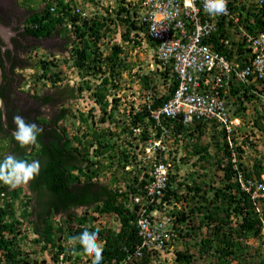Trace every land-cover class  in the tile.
<instances>
[{
	"label": "trees",
	"instance_id": "16d2710c",
	"mask_svg": "<svg viewBox=\"0 0 264 264\" xmlns=\"http://www.w3.org/2000/svg\"><path fill=\"white\" fill-rule=\"evenodd\" d=\"M17 1L33 10L25 23V33L36 37L58 33L69 46V57L63 56L62 62H71L68 65L75 66L79 76L76 87L66 82L59 88L65 76L52 68L53 61L39 59L33 65L37 73L31 88L35 89L39 82L42 86L49 84L53 89L59 88L60 99L65 100L74 98L76 89L81 92L87 88L91 91L88 96L91 103L88 112L80 110L77 116L69 107L62 106L56 120H65L69 115L77 119L76 134L68 136L64 124L59 131L55 129L59 132L56 139L43 130L38 136L40 150L34 153L18 144L10 149L5 141L13 137L3 130L0 121V159L12 153L29 161L40 159L41 165L39 176L28 183L31 191L23 186L10 190L0 184V264H41L29 256L38 251L37 247L31 251L22 248L21 244L27 242L26 224L35 235L30 241L40 245V252L48 254L43 264H91L79 244L74 247L69 244L70 238L85 229L99 230L103 244L101 264H151L157 257L168 254L172 246L177 264H191L197 256L207 254L215 264H228L232 259L245 264L248 256L254 258L245 242L262 237L264 199L252 198L242 188L240 179L260 181L264 164L256 160L247 167L242 161L241 142L245 141L243 136L242 141L237 138V131H243L242 123L227 133L213 120L183 123L179 117L162 115L157 121L151 116V109L173 96L177 79L169 62L164 68L159 67L161 61L154 51L159 40L152 37L149 23L142 21L137 12L143 8L142 0ZM76 3L80 10L76 9ZM40 4L44 8L37 11ZM232 12L248 32H254L255 28V22L252 24L249 19L253 18L257 26L260 24V12L253 0H240L232 6ZM228 24L232 26V20ZM227 34L231 38V32L222 23L212 34L214 49L229 57L244 52L245 48L241 44L236 47L233 40L229 49L218 42L220 35ZM139 51L145 58L137 61L133 57ZM141 66L147 72L134 71ZM133 76L139 77L144 93L150 91V108L144 98L136 109L119 107L127 89L126 77ZM160 84L164 91H159ZM250 86L255 88L254 84ZM240 89L245 91L240 93ZM34 94V98L46 104L56 99L47 93ZM230 94L236 105L234 113L242 119L246 105L241 102L244 98L256 100L257 96L241 81L230 88ZM94 107L97 108L93 112ZM256 114L254 124L264 135V114L260 110ZM8 115L12 117L11 108ZM208 125L212 128L211 142L203 144L201 136ZM64 135L68 140L60 145ZM155 140H161L165 150L157 148L152 154L145 153L147 142ZM211 145L215 148L213 155L209 151ZM141 155L147 160H142ZM190 160L193 166L200 165L204 170L201 176L208 175V166L221 170L219 184L197 179V171L191 168L186 176L180 172L184 161ZM159 162L169 163L173 170L160 190L162 195L155 193L152 202H147L150 198L145 187L154 179V163ZM127 165H133L134 172L126 170ZM107 169L113 173L109 176L111 184L120 181L123 186L112 188L101 182ZM118 172L123 176L119 178ZM34 196L36 200L31 201ZM135 196L141 202L132 201V204L131 198ZM142 205L147 207L145 214L157 209L168 218L164 227L168 238L163 251L142 245L144 238L138 224L143 215L138 212ZM79 207L83 209L81 213L76 211ZM94 212L111 216L117 228L109 224L96 226ZM58 214L60 219L56 218ZM178 243L185 249L176 247ZM137 249L140 254H135Z\"/></svg>",
	"mask_w": 264,
	"mask_h": 264
},
{
	"label": "built area",
	"instance_id": "2783aa9c",
	"mask_svg": "<svg viewBox=\"0 0 264 264\" xmlns=\"http://www.w3.org/2000/svg\"><path fill=\"white\" fill-rule=\"evenodd\" d=\"M239 1L227 0L226 13L212 15L205 11L204 0H142L143 8H138L137 12L142 21L149 23L152 37L159 40L154 49L161 61L159 67L164 68L169 62L177 79L173 96L150 110L157 121L162 115L172 119L182 118L183 123L195 119L209 123L213 120L229 133L241 123L240 117L234 113V98L230 94V88L238 81L245 83L248 91L256 94V100L260 101L264 111V0H253L260 12L258 26L253 18L249 19L250 23L255 22L254 32H248L232 12V6ZM229 20H232V26L228 24ZM222 23L231 32V38H227L228 34L220 35L218 42L229 49L233 40L236 47L241 44L245 48L244 52L239 55L235 52L229 57L214 49L212 34ZM252 84L255 88L250 86ZM244 91L240 89V93ZM150 99V91H146L148 108ZM146 146L148 151L153 152L157 148H166L161 140L147 142ZM169 169V163H154V179L145 187L150 198L147 202H152L155 193L162 195L160 190L165 186ZM263 180L264 175L260 181L240 179V183L252 198L264 199ZM133 199L141 202L139 196ZM146 209L142 205L138 210L139 214H143L138 219L139 232L144 238L142 245L148 249L163 250L168 238L164 228L168 218L163 211L156 209L145 214ZM135 254H140V250L137 249Z\"/></svg>",
	"mask_w": 264,
	"mask_h": 264
},
{
	"label": "rangeland",
	"instance_id": "374dc122",
	"mask_svg": "<svg viewBox=\"0 0 264 264\" xmlns=\"http://www.w3.org/2000/svg\"><path fill=\"white\" fill-rule=\"evenodd\" d=\"M5 28H9L8 26L5 25ZM10 29V28H9ZM8 33L11 34V31L8 30ZM67 43V42H65ZM61 46V45H60ZM55 50L53 51V54L51 52H49V50H47L45 47L44 48H39L37 50V53H31V56L28 58L30 62H32L33 64L35 62H39L41 58L48 60V61H53L52 64V68L56 69V70H60L61 74H63L65 76V80L62 81V83H69V85L76 87L77 81H78V70L75 66H70L68 65V63H64L62 62L63 56L69 57V49H61L59 46L54 48ZM68 50V51H67ZM137 59V61L142 60L143 58H145V55L139 51L135 54V56L133 57V59ZM55 63L57 64V66H55ZM143 64V63H142ZM141 69L135 68L134 71L138 70V73H142L143 71H146L144 69L143 66H141ZM20 74L22 73L23 77L22 79H20L19 84L20 87H22L23 89H29L31 88V83L33 81V78L36 76L37 70L35 68H27V69H23L20 70L19 72ZM152 75V74H151ZM126 86L127 89L124 90L125 95L122 96L121 98V103L119 105L120 108L122 109H129L132 104L138 105L139 101H140V90L141 88V84L139 81V77L138 76H133V77H126ZM159 82H161V79H159ZM47 87H51L49 86V84H46L45 86L41 85V82H39L37 84V86L35 87V89H33L35 92H40L45 90ZM164 90L165 87H163L161 84L159 86V89ZM43 89V90H42ZM91 92V91H90ZM90 92L87 91V93H85V98L84 99H79V98H72L70 99L68 102L64 101V103L62 104V106L64 107H69V109L72 110V112H75L74 115L77 116L79 114L78 111L82 110L84 112H88L89 111V107H90V103L88 102V96L90 95ZM139 92V93H138ZM76 95V94H75ZM78 96V95H77ZM242 105H246V110L244 112L243 118L241 119V123L243 124V131H237V138L238 141H242V136L244 137V141L245 142H241L242 143V148H243V156H242V161H244V163L246 164L247 167H251L256 160H259L261 164H264V135L257 129V127L254 124V119L256 117V111L260 110V113H262V106L259 100H252V101H248L244 98V100L241 102ZM58 105H55L53 108H49V112H51V110H55L56 107ZM236 106V105H235ZM97 107H94L93 112L96 111ZM63 124L65 125V130L68 134V136H72L73 134H76V125L78 124L77 119H75L74 117H71L70 115L65 119V121L63 122ZM211 126L208 125V128L205 132L204 135L201 136V143H207V142H211ZM75 143V142H74ZM209 151L211 153V155H213L215 153V148L211 145L209 147ZM144 155V154H143ZM142 156V160L146 161L147 157ZM185 164L182 165V167L179 168L180 172H182L185 176L188 175V173L190 172V168L192 171H197L198 174H196V178L200 179V180H204L207 183L208 182H212V184L214 185H218L219 184V179L221 177V175L223 174V172L219 169H217V167L214 166H208L209 172L207 176H201L200 173L203 172L202 169H200V165H196L193 166L192 165V161L190 160L189 162H185ZM112 173V170H106L105 171V175L106 177H101L100 180L102 183H107L110 187L114 188L115 186H123L122 182L118 181L117 184H111L110 182V175ZM113 174V173H112ZM118 177L120 178L121 176H123L122 172H118L117 173ZM211 174H213L212 179H211ZM185 178V177H184ZM210 180V181H209ZM82 207L77 208V212L81 213L82 212ZM90 210L92 211V209L90 208ZM95 215L97 216V218L95 219V225L96 226H101L102 224H109L111 226H113L114 228H117V224L115 221H113V218L111 216H107V215H99L98 212H94ZM57 219H60V215L58 214L56 216ZM24 230L26 232L27 235V242H23L22 248L23 250L27 251L36 248L38 249V251L36 253H30V259H37V262H40L41 264H43V261L45 263L46 260H48L47 258V253L44 252H40L39 251V244L37 245L35 242H31L30 240L33 239L35 237L34 233H33V229L30 226H26L24 227ZM262 237L260 239H253V238H249L247 239V241L245 242L248 245V252L251 254H254V258H250L249 256L247 257V263L245 264H257L256 262L258 261H262V264H264V222H263V226H262V232H261ZM192 243V242H191ZM31 244V245H30ZM173 247V246H172ZM172 247H170L168 250V254L166 255H161L160 257H158V259H156L154 262H152L151 264H156V263H161V264H177L174 261L173 258V253H172ZM178 248H182L185 249V246L182 243H178V245L176 246ZM190 247V251L193 252V247H191V244H189ZM191 264H215V262L213 261V259L211 258L210 254L204 255V256H197L195 258V260L193 261V263ZM218 264V263H216ZM228 264H243L240 263L237 259H232Z\"/></svg>",
	"mask_w": 264,
	"mask_h": 264
},
{
	"label": "flooded vegetation",
	"instance_id": "af4514ba",
	"mask_svg": "<svg viewBox=\"0 0 264 264\" xmlns=\"http://www.w3.org/2000/svg\"><path fill=\"white\" fill-rule=\"evenodd\" d=\"M43 8L44 4H40L36 7L37 11H41ZM32 11L33 10L30 7L19 4L17 0H0V23L8 26L11 31V34L7 38L9 43H7V40H3L0 37V95L6 106L5 124L14 131L16 126L13 123V117L15 115H20L26 120V122L37 124L39 127H42L43 130H46V133L52 139H56L59 132L56 133L55 129L59 131L65 120L64 118L56 120V114L58 111L55 112L56 110H51V112H49L48 107L53 108L54 105L57 104L60 106L64 101L68 102L72 99L71 97H68L66 100L60 99V95L57 91L65 84L61 83L59 88L56 89H53L52 87H47L45 90L42 89L43 91L40 92L41 95L47 93L52 97H56L53 102L46 104L42 100L33 97V95H35L34 93H36L33 88L23 89L20 87L19 81L22 79L23 75L22 73H19V70L30 67L28 66L30 65L28 56L31 55V53H37L39 48L45 47L53 52L55 50L54 48L58 46L61 49H69V46L66 45L64 40H62L56 32L42 37L26 34L25 23L30 17ZM10 108L12 110L11 118L8 117V110H10ZM42 108L45 110L42 111ZM66 140H68L67 136L64 135L59 141L60 145H63V141ZM5 144H8V147L10 145L11 149L17 143L11 138L10 140L8 139V141H5ZM38 149L40 150L39 145L37 144L35 146H30V151L27 150L28 152L34 153L35 151L39 152ZM65 150H68V148L65 147ZM37 157H39L38 154L36 155V158ZM23 187L31 191L28 188V184ZM35 198L36 196H34V199L32 198L31 201L36 200Z\"/></svg>",
	"mask_w": 264,
	"mask_h": 264
},
{
	"label": "clouds",
	"instance_id": "9594fccd",
	"mask_svg": "<svg viewBox=\"0 0 264 264\" xmlns=\"http://www.w3.org/2000/svg\"><path fill=\"white\" fill-rule=\"evenodd\" d=\"M74 1H76V0H74ZM85 3H87V2H85ZM77 8L79 10L81 9L79 7L78 3H76V9ZM204 8H205V11L207 13L212 14V15L224 14L227 11V0H204ZM49 52H51L53 54L52 51H49ZM30 56L31 55H29L28 58ZM41 59H43V58H41ZM28 61H29V59H28ZM30 65H32V66H30ZM30 65H28V66H30L28 68H35L33 66L34 64L32 62H30ZM19 72H20V70H19ZM87 79H91V76L88 77ZM33 80H35V79L33 78ZM69 86H71V85H69ZM71 87L74 88V86H71ZM160 90L164 91L165 89L163 90L161 87V89H159V91ZM87 91L90 92V89L84 88L81 92H79L76 89V92H75L76 96L74 98L84 99L85 93H87ZM139 92L141 94L139 96L140 97L139 103H140L141 101H143V98L145 99V93L143 92V89H141ZM246 100H248V99H246ZM139 103H138V105H139ZM133 104H132V106L134 107V109H136L138 107V105L134 106ZM4 105H5V103H4ZM61 105L60 106L58 105L56 107L55 112H57L62 107ZM45 107H47V106H45ZM5 109H6V106H5ZM43 110H45V109L42 108V111ZM261 110H262V108H261ZM262 112L264 114L263 110H262ZM0 115H1V111H0ZM13 123L16 126V129L11 133L13 139L16 141V143L18 144V146L21 149H28L30 151V146H35L38 144V136H40L43 133V128L39 127L35 123L26 122V120L20 115H15L13 117ZM3 130L5 131L4 128H3ZM146 147L147 146H145V153H147V154L154 153L151 150L148 151L146 149ZM125 169L126 170H132L133 165L125 166ZM40 170H41V165H40L39 160L29 161L27 159L19 158L15 154L8 153L3 157V159H0V184L7 186L10 190H15L18 187L26 186L30 181L36 179V177H38L40 174ZM171 170H173L172 166L169 169V172ZM132 172H134V171L132 170ZM262 175H264V174H262ZM132 201L134 202V200L131 198V203H132ZM153 210H155V209H153ZM151 211L152 210H150V212ZM69 244L72 245L73 247L75 245L79 244L83 250V254L90 258L91 264H101V262L103 260V244H102L100 237H99V230L89 231L88 229H85L78 236H74V237L70 238ZM156 259H158V257Z\"/></svg>",
	"mask_w": 264,
	"mask_h": 264
},
{
	"label": "water",
	"instance_id": "95a60500",
	"mask_svg": "<svg viewBox=\"0 0 264 264\" xmlns=\"http://www.w3.org/2000/svg\"><path fill=\"white\" fill-rule=\"evenodd\" d=\"M8 30H9V28H5V25L0 23V37L3 40H7V43H9L7 38L10 35L8 33ZM0 83H1V75H0ZM0 111H1L0 120H1V124H2L3 128L5 129L6 132L12 133L13 130L5 125L6 109H5V105H4V102H3L1 95H0Z\"/></svg>",
	"mask_w": 264,
	"mask_h": 264
}]
</instances>
